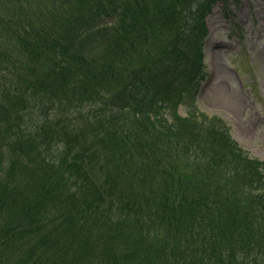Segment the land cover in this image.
Listing matches in <instances>:
<instances>
[{"label":"trees","instance_id":"trees-1","mask_svg":"<svg viewBox=\"0 0 264 264\" xmlns=\"http://www.w3.org/2000/svg\"><path fill=\"white\" fill-rule=\"evenodd\" d=\"M217 1L0 0V264H264L263 162L178 112Z\"/></svg>","mask_w":264,"mask_h":264},{"label":"rangeland","instance_id":"rangeland-1","mask_svg":"<svg viewBox=\"0 0 264 264\" xmlns=\"http://www.w3.org/2000/svg\"><path fill=\"white\" fill-rule=\"evenodd\" d=\"M206 24V77L178 112L184 115L191 102L201 112L223 117L233 138L264 162V0L218 1ZM41 111L37 106L33 115L41 118Z\"/></svg>","mask_w":264,"mask_h":264}]
</instances>
